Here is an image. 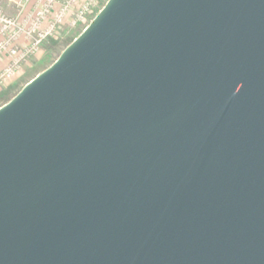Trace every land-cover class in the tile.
Listing matches in <instances>:
<instances>
[{
	"label": "water",
	"instance_id": "obj_1",
	"mask_svg": "<svg viewBox=\"0 0 264 264\" xmlns=\"http://www.w3.org/2000/svg\"><path fill=\"white\" fill-rule=\"evenodd\" d=\"M0 264H264V0H107L0 106Z\"/></svg>",
	"mask_w": 264,
	"mask_h": 264
},
{
	"label": "built area",
	"instance_id": "obj_2",
	"mask_svg": "<svg viewBox=\"0 0 264 264\" xmlns=\"http://www.w3.org/2000/svg\"><path fill=\"white\" fill-rule=\"evenodd\" d=\"M107 0H3L0 3V89L13 81L36 57L49 38L60 30L81 29L102 9Z\"/></svg>",
	"mask_w": 264,
	"mask_h": 264
},
{
	"label": "rangeland",
	"instance_id": "obj_3",
	"mask_svg": "<svg viewBox=\"0 0 264 264\" xmlns=\"http://www.w3.org/2000/svg\"><path fill=\"white\" fill-rule=\"evenodd\" d=\"M81 32V29H62L55 38L47 39L40 53L23 67L17 77L7 84V87L0 89V106L12 99L38 73L48 68Z\"/></svg>",
	"mask_w": 264,
	"mask_h": 264
},
{
	"label": "crops",
	"instance_id": "obj_4",
	"mask_svg": "<svg viewBox=\"0 0 264 264\" xmlns=\"http://www.w3.org/2000/svg\"><path fill=\"white\" fill-rule=\"evenodd\" d=\"M0 3H2V4L4 5V7H5V9H6V11H7L8 13H11V12L13 11V9H12L11 7L6 6V4L3 3V0H0ZM1 68H2V62L0 61V70H1ZM7 86H8V85L3 86L2 89H4V88L7 87ZM2 89H1V90H2Z\"/></svg>",
	"mask_w": 264,
	"mask_h": 264
}]
</instances>
